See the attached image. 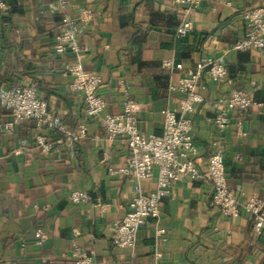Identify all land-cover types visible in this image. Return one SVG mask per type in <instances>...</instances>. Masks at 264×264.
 <instances>
[{
	"label": "crops",
	"instance_id": "crops-1",
	"mask_svg": "<svg viewBox=\"0 0 264 264\" xmlns=\"http://www.w3.org/2000/svg\"><path fill=\"white\" fill-rule=\"evenodd\" d=\"M19 10L0 22V264H73L74 256H91L95 264H264V227L254 230L253 217L241 212L224 217L211 204L206 181L182 178L159 204V218L138 229L133 250L112 244L111 231L130 200L155 189V178L136 181L115 174L124 166V138L107 141L105 115H118L123 103H135V125L144 136H160L163 116L177 112L181 96L170 94V81L186 76L196 63L221 62L227 76L215 84L202 78L191 135L203 171L208 143L216 140L215 102L244 88L252 105L238 133L237 114L224 134L227 187L242 204L264 197V48L235 51L242 39L241 14L264 6V0H202L188 19L187 36H174L180 22L172 0H18ZM86 12L90 15L85 18ZM62 17L69 18L63 26ZM73 33L78 54L54 52L55 38ZM173 58L180 70L169 73L164 60ZM78 62L101 78L99 95L105 109L88 118L80 94L69 90L65 67ZM232 78V80H230ZM16 87H33L46 103L53 121L67 131L80 125L86 137L73 142L57 130L36 129L25 121L6 133L10 121L3 96ZM51 144L47 154L35 144L38 134ZM71 191L87 201L71 202ZM159 229L164 234L158 235ZM44 240L38 243L34 233Z\"/></svg>",
	"mask_w": 264,
	"mask_h": 264
},
{
	"label": "built area",
	"instance_id": "built-area-1",
	"mask_svg": "<svg viewBox=\"0 0 264 264\" xmlns=\"http://www.w3.org/2000/svg\"><path fill=\"white\" fill-rule=\"evenodd\" d=\"M179 10L180 22L175 29L177 38L184 37L191 30V22L188 17L192 11L198 8L202 0H172ZM67 2L60 0L59 8L65 7ZM7 7L0 0V12H5ZM244 21L242 39L235 43L233 50L244 51L248 49L264 48V6H258L244 11L241 14ZM85 18L90 15L86 12ZM63 26L69 25V18H62ZM78 54L80 48L73 33L67 29L56 36L54 52L62 55L66 52ZM162 68L169 73L180 70V63L173 58L164 60ZM70 77L69 90L80 94L83 102V111L88 118L99 116L105 109V102L99 95L102 84L100 77L85 72L78 62L65 67ZM227 76L225 66L214 59L206 58L195 67L187 71L186 76L177 81H170L168 92L178 94L181 99L177 112L165 109L163 116L162 133L160 136H144L139 133L135 125V103L128 99L122 105L118 115H105L102 118V127L107 141L124 138L127 146V158L124 166L115 174L130 176L136 181H145L155 178V189L147 195L134 196L124 216L112 227L111 241L118 248L133 250L136 245L138 229L147 219L156 221L159 218V204L161 200L170 194L174 183L182 178L192 181H206L211 186V204L220 210L227 218H237L241 212L253 217L254 230L260 232L264 227V197L248 198L240 204L234 193L227 187L224 155L220 149V143L224 134L231 126V114L236 113L238 133H241L242 120L252 102L245 90H233L226 98H219L215 102L217 114L213 119L216 140L208 143V155L206 166L201 171L195 158L198 150L191 135L193 114L196 105L202 102L198 93L200 81L206 78L215 84L224 83ZM3 105L9 112L10 121L3 127L6 133L25 121H33L38 131L57 130L65 133L73 142H78L86 137V128L80 125L75 131H67L55 123L47 110L45 102L40 100L33 87H16L6 92L3 96ZM35 144L41 153L47 154L51 150V144L45 134L35 137ZM69 199L73 203L87 201L83 193L71 191ZM158 235L164 234L159 229ZM38 243L44 240V234L38 230L34 233ZM73 264H95L91 256H74Z\"/></svg>",
	"mask_w": 264,
	"mask_h": 264
},
{
	"label": "trees",
	"instance_id": "trees-1",
	"mask_svg": "<svg viewBox=\"0 0 264 264\" xmlns=\"http://www.w3.org/2000/svg\"><path fill=\"white\" fill-rule=\"evenodd\" d=\"M3 3L5 4V6L7 7V10L5 11V12H0V22L1 23H4L6 20H7V18L6 17H3V16H1V15H10L11 13H14V12H16V11H18L19 10V6H18V4H19V1L18 0H3ZM61 15V17L63 16V14L62 13H59V16ZM63 18V17H62ZM62 18H61V20H62ZM63 25V24H62ZM174 36H175V32H174ZM185 36H187V34L185 35ZM184 36V37H185ZM176 37V36H175ZM181 38H183V37H181ZM230 80H232V78H230ZM236 90H245L244 88H238V89H236ZM246 91V90H245Z\"/></svg>",
	"mask_w": 264,
	"mask_h": 264
}]
</instances>
